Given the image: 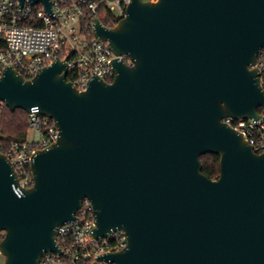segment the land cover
<instances>
[{
  "label": "water",
  "instance_id": "1",
  "mask_svg": "<svg viewBox=\"0 0 264 264\" xmlns=\"http://www.w3.org/2000/svg\"><path fill=\"white\" fill-rule=\"evenodd\" d=\"M28 1L52 13L51 0ZM92 32L117 56L111 82L94 76L78 90L58 58L31 78L11 66L0 75L1 103L35 109L59 133L32 155L21 193L0 151L2 264L60 253L56 228L83 198L95 236L126 233L123 249L103 255L113 264H264V152L222 121L264 112L253 66L264 0H131ZM207 153L219 156L217 178L201 171Z\"/></svg>",
  "mask_w": 264,
  "mask_h": 264
},
{
  "label": "built area",
  "instance_id": "2",
  "mask_svg": "<svg viewBox=\"0 0 264 264\" xmlns=\"http://www.w3.org/2000/svg\"><path fill=\"white\" fill-rule=\"evenodd\" d=\"M130 1L51 0L52 13L48 14L41 4L28 0L21 6L18 0H0V75L5 67L11 66L23 77L31 78L58 58L66 62L67 80L78 90L86 89L94 76L111 82L114 77L111 61L117 56L106 41L93 35V23L108 15L121 19ZM118 58L132 64L126 55ZM253 66L259 72L264 91V46ZM27 114L31 137L11 141L3 152L17 173L18 184L14 187L17 193L33 185L32 155L50 146L59 136L51 118L35 109ZM222 121L239 132L255 152H264V112L257 118L225 117ZM75 215V220L56 228L54 237L60 253H43L39 264H113L103 255L126 246L125 231L115 229L105 236H95L93 207L88 198H83Z\"/></svg>",
  "mask_w": 264,
  "mask_h": 264
},
{
  "label": "trees",
  "instance_id": "3",
  "mask_svg": "<svg viewBox=\"0 0 264 264\" xmlns=\"http://www.w3.org/2000/svg\"><path fill=\"white\" fill-rule=\"evenodd\" d=\"M103 25H114L118 20L112 16L101 19ZM27 112L21 108L11 111L0 102V151L5 152L11 141H22L27 139L28 124ZM201 171L209 178H217L219 174V156L214 153L202 154ZM29 170V168H28Z\"/></svg>",
  "mask_w": 264,
  "mask_h": 264
},
{
  "label": "rangeland",
  "instance_id": "4",
  "mask_svg": "<svg viewBox=\"0 0 264 264\" xmlns=\"http://www.w3.org/2000/svg\"><path fill=\"white\" fill-rule=\"evenodd\" d=\"M28 137H31V132H28ZM4 261V256L0 253V264H2Z\"/></svg>",
  "mask_w": 264,
  "mask_h": 264
}]
</instances>
